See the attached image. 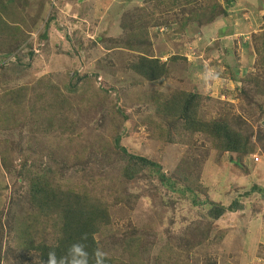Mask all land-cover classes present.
<instances>
[{"label": "rangeland", "instance_id": "rangeland-1", "mask_svg": "<svg viewBox=\"0 0 264 264\" xmlns=\"http://www.w3.org/2000/svg\"><path fill=\"white\" fill-rule=\"evenodd\" d=\"M29 1L31 2L26 10L27 25L23 28L25 30L23 37L31 43H22V47L26 50L29 47L36 50V44L39 43L37 34L40 35L41 31L43 33L48 16L50 18L52 16L53 20L48 24L44 40L45 51H48L47 58L41 55V59H28L30 61L28 83L45 76L53 81L51 78L53 75L55 82L63 86L69 77H73V73L79 76L91 75L96 71L95 62L109 56L104 60L109 71H101H106V75L102 73L98 75L93 83L95 89L90 87L88 93L93 94L97 87L106 92L110 91L103 110L106 112L108 106H115L116 113L119 111L121 114L114 118L116 122L114 125L107 116L105 121L108 122L109 128H106L107 125L101 130L94 129L95 122L92 119L84 118V125L80 127L82 138L78 140L81 144L95 145L99 142L96 139L100 137H105L107 142L112 143L114 137L120 133L121 145L129 153L137 152L155 161L166 175L181 163L179 160L182 158L193 159V162L194 159L200 160L199 167L192 166L190 170L194 172L193 177L198 176V182L205 190L201 198H207L223 206L233 201L244 205L241 211L227 212L224 218L209 222L204 216L208 207L194 206L189 196L183 198L177 194L165 196L163 189L160 194L153 192L148 185L147 177L153 173L148 170L141 182H124L120 178L107 180L114 186L113 192L118 191L122 197L128 194L133 197L128 203L123 200L110 208V229L118 242L114 244L110 241L112 234H106L107 241L104 242L97 237L101 248L108 250L106 255L118 260L116 264H127L128 255L120 251L119 244L122 239L125 241L131 237L139 240L137 248L139 260H135L134 264H164V260L158 258L159 254H162L160 251L165 242L176 250L178 235L185 232L184 228L190 227L191 224H200V229L209 223V227L216 226L215 229L224 236L223 242L229 245L227 250L229 258H219L221 255L215 252L213 245H205L202 249L196 250L197 252L194 251L196 255L192 256L191 264L210 262L224 264L225 261L226 264H264V196L258 191L249 193L253 186L264 190V64H260L264 56H257L255 50L261 46V37L264 46V0H194L189 10L204 7L200 13H206L210 5L216 3L217 17L213 19L214 22L202 29L193 24L197 22L190 21L183 30L180 29L181 23L189 13L174 7L175 4H171L173 0H164L163 4L154 0L149 3L147 0H46L44 18L39 8L44 0ZM153 6L160 10L161 20L158 27H145L150 39L149 55L159 57L162 63L172 56H176L177 60L166 62L168 67L166 78L154 83H141L129 68L138 57V53L130 50L107 52L96 41L99 39L100 42H105L119 38L120 42H123L127 35H131L130 29L135 27L125 15H130L129 11L137 7H142L141 9L148 12ZM33 21H36L34 25ZM122 23L126 28L121 27ZM148 25L149 22L136 23L141 30L145 29L143 26ZM63 33L70 39L64 38ZM7 42L0 40V44L4 45H0L3 50L0 60L4 48L6 51H16L14 45V48L11 44L5 46ZM76 48L79 56L71 57L68 52L75 51ZM209 70L218 73L219 79L205 83L202 76ZM2 84L5 85V80L0 82V90ZM174 90L199 93L202 97L200 116L206 121L222 119L221 117L226 115H230L227 117L229 121L233 117L243 118L245 125L253 132L251 141L254 143V153L243 157L241 162L238 161L240 164L235 163L233 156L231 158L229 154H223L215 160L216 151L213 145L200 133L194 134L190 139L187 135L179 134L177 127H169V122L162 124L163 133H154L151 123L147 124V119L156 121L152 118L156 105L149 101V97L156 92L168 96ZM240 90L244 94L248 91L254 97L257 96V100L254 98L253 103L249 105L243 97L245 95L237 98L235 95ZM102 95L103 93L96 95L90 105L86 102L82 104L88 111L87 114L90 115V108L96 105ZM84 112L83 110L82 113L86 114ZM98 114L101 113L96 115ZM121 115L126 118L122 119ZM112 127L115 129L112 130ZM260 132L261 142H254V135ZM167 136L170 137L168 141ZM55 137L53 133H49L45 139L42 135L39 142L32 145L36 158L39 157L41 149L45 150L43 154H46V151L52 152L58 154L59 159L63 161V158L67 159L69 162L62 170L60 169V174L83 168L76 167L80 161L74 147L80 143L74 138ZM0 138L19 142V134L16 132L0 133ZM193 146L196 148L195 152ZM205 152H209L208 159L204 158ZM76 156L78 158H75ZM61 160L59 161L62 162ZM18 171L20 174L23 172ZM16 177L15 174L10 176L0 170V210H4L11 201L13 193L11 186ZM68 181L75 189L78 188L76 185L81 183V179L76 175L70 176ZM20 191L22 195L24 190ZM110 191L111 187L101 183L96 195L104 197ZM246 194L249 196L246 197ZM15 199L14 201L17 200ZM259 221L260 226L256 228ZM167 228L168 237L161 239L163 234L161 231ZM254 228L256 230L253 231ZM252 239H255V244L249 243ZM247 242L246 250H243L241 245Z\"/></svg>", "mask_w": 264, "mask_h": 264}, {"label": "trees", "instance_id": "trees-1", "mask_svg": "<svg viewBox=\"0 0 264 264\" xmlns=\"http://www.w3.org/2000/svg\"><path fill=\"white\" fill-rule=\"evenodd\" d=\"M45 1L40 3L39 7L43 18L47 9ZM154 1L164 3V0ZM30 2L29 0H0V40H7L5 45L7 47L10 44L12 47L16 46L14 52L6 51L4 48L0 60V64H2L0 66V82L5 80V85L2 84L0 90V133L16 132L19 134L17 143L9 141L7 138H0V170L10 176L14 174L17 176L11 186V192H13L11 201L4 210H0V264H48L49 253L54 252L57 260H60L66 256L68 248L77 242L85 244L90 255V264H95L96 249H101L105 254L108 251L101 248L97 237L104 242L107 241L106 234H112L110 241L114 244L118 242L115 238L116 235L110 229L111 206L123 200L128 203L133 197L129 194L122 197L118 191L113 192L114 186L107 180L120 178L124 182H141L147 170L153 173L147 175L148 185L151 186L153 192L160 194L163 189L166 193L165 196L170 194H177L182 198L189 196L194 206L208 207L204 216L209 222L224 218L227 212L244 209V205L238 201L223 206L209 201L207 198H201V194L205 190L198 182V176L193 177L194 172L190 170L192 166L199 167L200 160L194 159L193 162V159L184 160L182 158L179 160L181 163L166 175L155 161L141 156L137 152L129 153L121 145L120 133L114 137L112 143L107 142L105 137H100L96 139L99 141L95 144L96 146L81 144L78 140L82 138L80 127L84 125V118L92 119L95 122L94 129L101 130L108 125V122L105 121L107 116L110 118L111 124L114 125L116 123L114 118L121 114L119 111L116 113L115 106H108L106 112L103 110L110 91L106 92L97 87L93 94L88 93L90 87L95 89L93 83L97 76L101 73L106 75V71H101H109L107 63L104 61L109 56H104L101 61L95 62L96 71L91 75L79 76L73 73V77H69L63 86L55 82L53 75H51L53 81L45 76L37 80L35 78L28 83L30 80V76H27L30 74L28 59H41V55L47 58L48 51H45L44 40L49 28L48 24L53 20L52 16L51 18L48 16L43 33L41 31L40 35L37 34L39 43L36 44V50H33L32 47L27 50L22 47V43H31L23 37L25 34L23 28L27 25L26 10L30 7ZM147 2H153V0H147ZM193 2L194 0H173L171 2L172 5L175 4L174 7H179L182 11L186 10L189 13L188 17L183 18L181 30L186 28L190 21L197 22V24H193L198 29H202L214 22L213 19L217 17L215 16L218 13L216 3L211 4L206 13H200L204 7L189 10V6ZM49 8L52 10L50 6ZM141 8L132 9L129 11L130 15H125L126 18H130L135 27L130 29L131 35H127L123 42H120L119 38L105 42H100L98 39L96 42H99L102 49L107 52L130 50L138 53L136 60L130 64V72L137 76L141 83H154L166 78L168 74L166 62L177 59L176 56H172L162 63L159 57L149 55L150 39L145 27H158L161 12L157 6H153L148 12ZM141 21L147 24L149 22V25L143 26L145 29L142 28V30L136 26V23L141 24ZM18 23L21 24L20 27ZM35 23L36 21L32 22L33 25ZM121 27L126 28V25L122 23ZM62 36L70 39L66 33H63ZM262 39L261 37L260 48L256 47L255 49L259 57L264 56ZM20 44L22 45L20 46ZM0 45L4 46L2 43ZM77 50L76 48L75 51L72 50L68 54L71 57H77L79 56ZM2 51L0 48V54ZM120 59L122 58L120 57ZM260 64H264V58ZM112 77H114V70H112ZM102 93L103 95L99 97L96 105L89 107L90 115L87 114L88 111L82 104L85 102L89 105L92 104L96 95ZM238 94L235 95L237 98L245 95L243 97L246 98L249 105L253 103L254 98L257 100V96L254 97L248 91L244 94L240 90ZM201 98L199 93L183 90H174L168 96L156 92L149 97V101L156 105V111L152 116L156 121L147 119V124L151 123L154 133H163L162 124L164 122H169L168 126L171 128L177 127L179 134L187 135L190 139L194 134L200 133L213 145L216 151L215 160H218L223 154H229L231 158L233 156L235 163L240 164L243 157L251 155L255 151L254 143L251 141L253 137L251 128L245 125L244 119L241 117H233L229 121L227 117L230 115L221 117L222 119L214 118L206 121L200 116ZM261 104L263 105V103ZM83 110L86 114L82 113ZM99 112L101 114L96 115ZM115 114L117 115L115 116ZM121 118L125 119L126 116L121 115ZM144 123L146 124V120ZM106 128H109V125ZM114 129L112 127V130ZM49 133H53L57 139L74 138L80 143L74 147L79 154L80 161L76 167L83 168L60 174V169L62 170L69 162L67 159L62 157L63 161L59 159L58 154L52 152L46 151V154H43L45 150L41 149L38 154L40 158H36L32 145L38 143L42 135L45 139ZM254 137V142H261V132L256 133ZM168 140H170L169 136H167ZM190 144L188 143V145ZM192 149L194 152L196 151L194 146ZM208 156L209 152H205L204 158L208 159ZM18 170L24 173L20 174ZM72 175L81 179V183L76 185L78 187L76 189L68 181ZM101 183L111 187V191L104 197L96 195ZM20 189L24 190L22 195ZM254 191L263 193L264 196V190L261 188L253 186L249 193H254ZM247 196L249 195L246 194ZM14 198L17 200L14 201ZM234 224L236 225V223ZM258 226H260V221L257 222L256 228ZM199 227L200 224H191L190 227L184 228L185 232L178 235L176 250H173L170 244L165 242L160 251L162 254H159L158 259L164 260V264H191L192 256H195L196 252L205 245H213L215 252L221 255L219 258L228 259L229 245L224 243L223 235L215 229L216 226L209 227V223H207L205 228L199 229ZM168 229L161 231L163 233L161 239L168 237ZM226 233L228 234V229ZM103 242L100 243L103 244ZM138 242L137 238L134 240L130 237L125 241L122 239L119 244L120 251L128 255L127 264H134L135 260H139ZM251 242L255 244L256 241L252 239L249 243L252 244ZM247 244L248 242L241 245L243 250H246ZM116 261L118 260L113 256L106 255L104 264H116ZM226 263L227 261L224 262V264Z\"/></svg>", "mask_w": 264, "mask_h": 264}, {"label": "clouds", "instance_id": "clouds-1", "mask_svg": "<svg viewBox=\"0 0 264 264\" xmlns=\"http://www.w3.org/2000/svg\"><path fill=\"white\" fill-rule=\"evenodd\" d=\"M202 79L205 83L208 81H216L219 79V74L209 70ZM106 254L101 249H96L94 253L95 264H104ZM48 264H90V255L85 244L77 242L73 243L67 250L65 257L57 260L55 253H49Z\"/></svg>", "mask_w": 264, "mask_h": 264}, {"label": "crops", "instance_id": "crops-1", "mask_svg": "<svg viewBox=\"0 0 264 264\" xmlns=\"http://www.w3.org/2000/svg\"><path fill=\"white\" fill-rule=\"evenodd\" d=\"M214 37H216V36H214Z\"/></svg>", "mask_w": 264, "mask_h": 264}]
</instances>
